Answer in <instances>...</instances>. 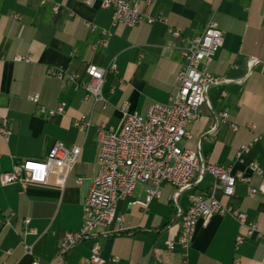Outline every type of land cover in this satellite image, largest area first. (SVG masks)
<instances>
[{"label":"crops","instance_id":"1","mask_svg":"<svg viewBox=\"0 0 264 264\" xmlns=\"http://www.w3.org/2000/svg\"><path fill=\"white\" fill-rule=\"evenodd\" d=\"M142 10L163 20L113 24L111 9L101 0H0V129L8 131H0V173L26 159L43 160L55 141L81 147L64 185H56L54 176L45 185H0V262L29 264L37 258L41 264H87L96 241L104 264H182L179 250H169L167 242L177 240V214L187 209L193 192L212 185L210 176L182 190L176 204L174 189L162 183L160 198L151 199L146 207L136 201L144 200L148 185L137 183L131 195L117 202V212L124 217L120 231H98L58 256L63 234L81 225L82 203L97 171L99 143L94 127L99 123L116 127L123 101L142 114L151 103H167L177 87L181 49L167 32L169 25L191 38L213 17L223 38L206 69L227 81L207 90L199 118L185 127L191 137L182 139L184 147L206 161L243 171L249 185L259 184V178L249 174L248 163L256 161L264 169V0H153ZM103 30L110 33L107 45L93 49ZM15 55L30 60L16 61ZM89 64L107 69L98 100L85 97L82 89L51 73L62 69L88 81ZM30 95H37L39 104L47 108L64 103L65 111L41 114ZM223 111L228 113L227 123H217L215 115ZM80 115L91 121L85 132L73 125ZM230 123L238 129L232 130ZM247 123L254 129H248ZM253 133H259V140L236 158ZM246 188L247 183L241 182L231 199L219 192L216 197L239 207L258 229H264V194L249 198ZM6 218L11 226L4 225ZM25 218L30 220L27 225ZM28 227L34 232H25ZM239 232L230 215L198 220L187 264H233L234 258L239 264H262L264 236L246 235L235 248ZM24 245L30 253L24 252Z\"/></svg>","mask_w":264,"mask_h":264},{"label":"built area","instance_id":"2","mask_svg":"<svg viewBox=\"0 0 264 264\" xmlns=\"http://www.w3.org/2000/svg\"><path fill=\"white\" fill-rule=\"evenodd\" d=\"M152 1L101 0V4L111 9L113 24L134 26L163 20L162 17H151L142 10V6L148 7ZM85 26L94 28L90 23H85ZM167 32L180 42L182 63L175 77L177 87L168 97L167 103H151L142 114L131 110L129 103L123 101L120 106L121 118L116 127L104 123L94 127L99 143L97 171L82 203L81 225L77 230L66 231L63 234L59 241V257L98 231L103 233L120 231L124 217L117 212V202L131 195L137 183L148 185L144 200L136 201L141 206L146 207L151 199L160 198L162 183L174 189L173 202L176 204L175 198L182 190L200 182L205 176L213 179L212 185L205 191H195L190 195L187 209L177 214L178 238L176 241L167 242L169 250H179L182 264H187L190 241L195 225L200 219L205 221L212 215L232 216L242 230L235 236V248H238L246 235L256 233L264 236V229H258L257 224L250 221L244 211L216 197V193L219 192L225 199H231L235 195L237 184L241 182L247 183L246 191L249 198L264 194V169L258 162L252 160L248 163L249 174L259 178V184L252 186L248 184L249 176L243 171L206 161L198 152L179 146L182 139L191 137L185 127L190 121L199 118L198 108L206 102L209 87L227 81L206 69L223 42L218 22L210 17L203 31L191 38L184 37L180 28L170 25L167 26ZM109 35L107 30H103L93 49L105 47ZM13 59L26 62L30 60L25 55H15ZM108 69L113 70L114 65H110ZM106 70L94 64L87 65L88 81H82L75 73H65L62 69L51 70V73L58 79L65 78L76 88L82 89L85 97L91 95L98 100L101 99ZM28 99L37 104L38 112L41 114L52 116L65 111L64 103L47 108L39 104L37 95H30ZM215 118L217 123H227L228 113L220 112ZM73 125L80 132H85L91 126V121L85 115H80L73 121ZM229 125L234 131L238 129L234 123ZM245 126L250 130L254 129L252 124L247 123ZM0 131L8 133L4 129ZM259 138V133H253L251 140L239 147L236 158L239 159ZM80 151L79 145L65 147L63 142L55 141L43 160L26 159L21 164L14 165L10 171L0 173V185L14 182L45 185L51 176H54L56 185H64ZM22 221L27 225L30 220L25 218ZM4 225L11 226V219L6 218ZM112 225L116 228H112ZM25 232L33 233L34 229L28 227ZM6 252L10 253V250ZM24 252L30 253L29 246L24 245ZM29 264L41 263L37 258H32ZM87 264H104L96 241L90 248ZM233 264H239V259L234 258Z\"/></svg>","mask_w":264,"mask_h":264},{"label":"rangeland","instance_id":"3","mask_svg":"<svg viewBox=\"0 0 264 264\" xmlns=\"http://www.w3.org/2000/svg\"><path fill=\"white\" fill-rule=\"evenodd\" d=\"M179 146H180V147H184V146H185V145H184V140H182V141L179 142ZM184 148H185V147H184Z\"/></svg>","mask_w":264,"mask_h":264}]
</instances>
